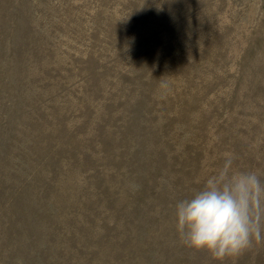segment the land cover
Here are the masks:
<instances>
[{"label":"rangeland","instance_id":"1","mask_svg":"<svg viewBox=\"0 0 264 264\" xmlns=\"http://www.w3.org/2000/svg\"><path fill=\"white\" fill-rule=\"evenodd\" d=\"M226 152L264 180V0H0V264H264L176 232Z\"/></svg>","mask_w":264,"mask_h":264},{"label":"clouds","instance_id":"2","mask_svg":"<svg viewBox=\"0 0 264 264\" xmlns=\"http://www.w3.org/2000/svg\"><path fill=\"white\" fill-rule=\"evenodd\" d=\"M232 153L207 176L203 186L175 206L181 242L224 261L264 242V180L233 167Z\"/></svg>","mask_w":264,"mask_h":264}]
</instances>
